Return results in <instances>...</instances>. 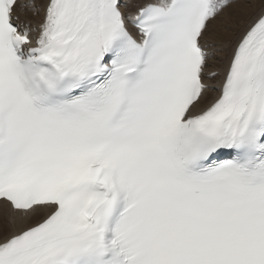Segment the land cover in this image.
I'll return each mask as SVG.
<instances>
[{"label": "snow or ice", "instance_id": "6c2138e0", "mask_svg": "<svg viewBox=\"0 0 264 264\" xmlns=\"http://www.w3.org/2000/svg\"><path fill=\"white\" fill-rule=\"evenodd\" d=\"M0 264H264V0H0Z\"/></svg>", "mask_w": 264, "mask_h": 264}]
</instances>
